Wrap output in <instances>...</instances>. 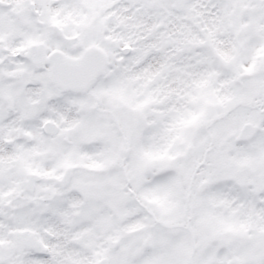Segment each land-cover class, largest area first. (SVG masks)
<instances>
[{"label":"snow or ice","instance_id":"1","mask_svg":"<svg viewBox=\"0 0 264 264\" xmlns=\"http://www.w3.org/2000/svg\"><path fill=\"white\" fill-rule=\"evenodd\" d=\"M0 264H264V0H0Z\"/></svg>","mask_w":264,"mask_h":264}]
</instances>
